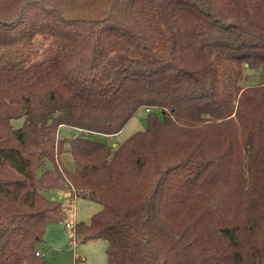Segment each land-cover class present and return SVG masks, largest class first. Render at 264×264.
Instances as JSON below:
<instances>
[{"label":"trees","instance_id":"trees-1","mask_svg":"<svg viewBox=\"0 0 264 264\" xmlns=\"http://www.w3.org/2000/svg\"><path fill=\"white\" fill-rule=\"evenodd\" d=\"M246 70L264 78V0H0V264H50L57 189L103 206L74 230L108 264H264V79ZM141 109L115 151L59 136Z\"/></svg>","mask_w":264,"mask_h":264},{"label":"rangeland","instance_id":"rangeland-1","mask_svg":"<svg viewBox=\"0 0 264 264\" xmlns=\"http://www.w3.org/2000/svg\"><path fill=\"white\" fill-rule=\"evenodd\" d=\"M263 77L259 71L246 70L242 87L262 83ZM159 114V112H155ZM149 114L146 109H141L127 126L116 135H103L89 131H82L74 127L63 125L59 129V136L63 139H73L83 136L92 140L107 143L112 151L118 149L131 136L145 131ZM24 118L11 121L13 128L23 125ZM62 161L70 169L75 168L74 160L70 153L62 156ZM42 193L51 200L62 203L67 218L63 222L48 225L43 242L38 249L44 260L50 264H108L107 247L105 240L84 241L83 237L75 234V225L84 223L90 225L95 214L103 209L99 203L82 197H75L70 190H44ZM67 223L71 226L67 227Z\"/></svg>","mask_w":264,"mask_h":264},{"label":"built area","instance_id":"built-area-1","mask_svg":"<svg viewBox=\"0 0 264 264\" xmlns=\"http://www.w3.org/2000/svg\"><path fill=\"white\" fill-rule=\"evenodd\" d=\"M71 225L69 223H67V227H70Z\"/></svg>","mask_w":264,"mask_h":264}]
</instances>
